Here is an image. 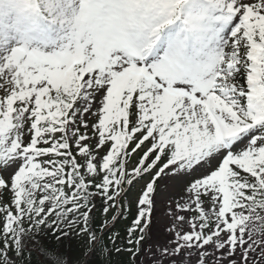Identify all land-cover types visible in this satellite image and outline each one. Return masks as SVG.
Returning <instances> with one entry per match:
<instances>
[{"label": "snow or ice", "instance_id": "1", "mask_svg": "<svg viewBox=\"0 0 264 264\" xmlns=\"http://www.w3.org/2000/svg\"><path fill=\"white\" fill-rule=\"evenodd\" d=\"M0 264H264V0H0Z\"/></svg>", "mask_w": 264, "mask_h": 264}, {"label": "rangeland", "instance_id": "2", "mask_svg": "<svg viewBox=\"0 0 264 264\" xmlns=\"http://www.w3.org/2000/svg\"><path fill=\"white\" fill-rule=\"evenodd\" d=\"M130 221H131V215L128 217L127 220H121L120 223H119V227H118L117 231H120L122 228L126 229L128 224L130 223ZM159 231L160 232L163 231V222H161V224H160Z\"/></svg>", "mask_w": 264, "mask_h": 264}, {"label": "trees", "instance_id": "3", "mask_svg": "<svg viewBox=\"0 0 264 264\" xmlns=\"http://www.w3.org/2000/svg\"><path fill=\"white\" fill-rule=\"evenodd\" d=\"M97 216H98V218H101V217H100L99 210H97ZM119 223H120V222H119ZM119 223L116 225V230H117L118 227H119ZM122 229H123V228H122ZM122 229H121L119 232L123 235L126 229H123V230H122Z\"/></svg>", "mask_w": 264, "mask_h": 264}]
</instances>
